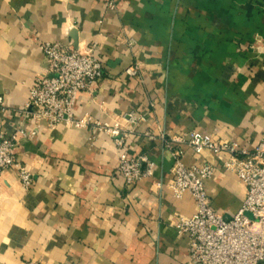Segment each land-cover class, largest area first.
Returning a JSON list of instances; mask_svg holds the SVG:
<instances>
[{
	"label": "crops",
	"instance_id": "crops-1",
	"mask_svg": "<svg viewBox=\"0 0 264 264\" xmlns=\"http://www.w3.org/2000/svg\"><path fill=\"white\" fill-rule=\"evenodd\" d=\"M44 43L93 48L106 68L77 97L84 127L37 126L27 109ZM0 101V135L33 177L25 189L17 171L0 174V264H187L172 220L196 206L166 187L165 142L196 132L252 151L264 138V0H0ZM178 148L186 166H213L211 207L233 218L246 187L226 156ZM123 156L153 163V176L128 187Z\"/></svg>",
	"mask_w": 264,
	"mask_h": 264
},
{
	"label": "built area",
	"instance_id": "built-area-1",
	"mask_svg": "<svg viewBox=\"0 0 264 264\" xmlns=\"http://www.w3.org/2000/svg\"><path fill=\"white\" fill-rule=\"evenodd\" d=\"M110 7L114 8V5ZM41 50L47 59L48 69L44 76L36 80L30 91L27 109L32 119L37 126L45 123L51 129L62 123L84 127L87 122H74L76 100L80 93L90 90L93 83L102 80L106 69L104 64L95 56L93 48L70 51L59 43H44ZM125 73L139 78L140 70L138 67H129ZM129 121L136 123L133 115L129 116ZM98 128L102 129L100 125ZM110 132L117 138L120 136L118 128ZM115 143L122 146L124 140L119 138ZM165 144L167 149L174 150L175 160L172 180L166 187L176 198L189 194L196 206L193 216L176 215L172 220L179 234L189 239L187 264H263L264 138L252 151L234 143L216 142L196 132ZM183 144L190 146L197 155L209 151L215 156H226L223 163L225 170L235 174L246 187L242 207L230 220L211 207L206 182L214 174L213 166H186L182 161L183 151L178 148ZM144 161V158H120L118 173L128 187L153 176L154 164L148 162L147 169L143 171ZM7 170L17 171L25 189L32 187V175L15 157L14 138L0 135V174Z\"/></svg>",
	"mask_w": 264,
	"mask_h": 264
},
{
	"label": "water",
	"instance_id": "water-1",
	"mask_svg": "<svg viewBox=\"0 0 264 264\" xmlns=\"http://www.w3.org/2000/svg\"><path fill=\"white\" fill-rule=\"evenodd\" d=\"M247 216H248L249 218H251V215L247 214Z\"/></svg>",
	"mask_w": 264,
	"mask_h": 264
}]
</instances>
